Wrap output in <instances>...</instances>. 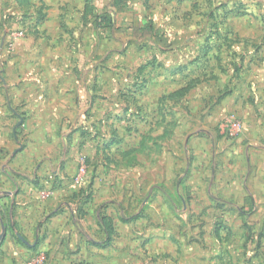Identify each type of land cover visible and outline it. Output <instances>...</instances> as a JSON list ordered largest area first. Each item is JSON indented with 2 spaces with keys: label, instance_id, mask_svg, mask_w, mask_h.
<instances>
[{
  "label": "rangeland",
  "instance_id": "obj_1",
  "mask_svg": "<svg viewBox=\"0 0 264 264\" xmlns=\"http://www.w3.org/2000/svg\"><path fill=\"white\" fill-rule=\"evenodd\" d=\"M120 8L109 28L118 41L105 42L118 53L81 55L70 71L83 83L69 87L80 115L52 119L57 159L73 139L79 147L71 129L80 125L84 176L110 196L99 220L119 224V264H264L254 260L264 246L248 243L264 239V0H125ZM14 10L0 0V33L28 30ZM76 221L80 244L65 233L51 255L18 243L0 250V264H33L37 252L44 264H84L83 240L104 235Z\"/></svg>",
  "mask_w": 264,
  "mask_h": 264
},
{
  "label": "crops",
  "instance_id": "obj_2",
  "mask_svg": "<svg viewBox=\"0 0 264 264\" xmlns=\"http://www.w3.org/2000/svg\"><path fill=\"white\" fill-rule=\"evenodd\" d=\"M7 1L15 8L16 19L25 18L22 20L26 21L28 30L25 34L22 30L20 37L14 35L18 29L0 33V151H3L0 153V222L6 229L0 239V250L11 249L13 245L17 247L20 243L28 250L46 246L51 248V255L59 254L53 246L61 244L65 233H69L76 245L80 244L79 228L71 222L77 220L85 229L92 227L91 233L98 230L104 235L100 239L89 237L87 243L83 240L87 249L84 248V264L91 261L93 264H119L114 237L119 224L116 226L112 222L114 230L107 239L99 218L100 211L106 210L101 204L110 196L98 193L91 177L84 176L85 159L79 158L85 147L81 144L84 138L78 132L80 125L75 124L71 129L79 139V147L74 148L76 140L73 139L72 148L58 159L55 140L52 138L48 142L47 135L56 132L52 119H58L59 123L64 117L71 116L73 109L77 116L80 115L75 97L70 95L72 89H69L76 83L83 84L70 72L73 66L80 68L85 62L80 61V56L91 54L95 57L103 51L118 53L117 49H108L105 42L106 36L109 41L116 38V29L109 28L116 22L115 14L122 10L111 0ZM100 13L107 14V24L97 23L94 16ZM6 23L3 17L0 24L5 26ZM108 31L110 34L105 35ZM145 47L143 45L141 49ZM153 63L149 60L137 69H145ZM96 64L93 63L94 68L101 65ZM81 117L85 121V116ZM100 141L97 137L96 142ZM95 151L94 154H98L101 150L96 147ZM95 163L104 166L99 157ZM19 164L21 169L11 167ZM95 166L91 159L90 168ZM79 209L84 212L81 218L76 215ZM248 243L262 247L264 239L249 240ZM20 250L18 247L15 252ZM101 254H107V257ZM45 258L44 252H37L31 260L33 264H44ZM254 260L264 261V256L256 254Z\"/></svg>",
  "mask_w": 264,
  "mask_h": 264
},
{
  "label": "trees",
  "instance_id": "obj_3",
  "mask_svg": "<svg viewBox=\"0 0 264 264\" xmlns=\"http://www.w3.org/2000/svg\"><path fill=\"white\" fill-rule=\"evenodd\" d=\"M113 1V5L116 7H120L125 0H112ZM107 14L106 13H100L98 15H95L94 17L97 19V23L98 24H107V22L109 21V19L106 18ZM80 211V215H83L84 212H82V209H79ZM111 218H108V216H104L103 218L101 217V222L103 223L104 227H105V232L107 234V239L110 238V235L113 231V227H112V223L110 220ZM123 221H126V218L122 219ZM106 242V241H105Z\"/></svg>",
  "mask_w": 264,
  "mask_h": 264
},
{
  "label": "water",
  "instance_id": "obj_4",
  "mask_svg": "<svg viewBox=\"0 0 264 264\" xmlns=\"http://www.w3.org/2000/svg\"><path fill=\"white\" fill-rule=\"evenodd\" d=\"M21 121V120H20ZM19 121V122H20ZM13 172L17 173L16 171L12 170ZM0 228H1V231H0V239L4 237L5 235V232H6V229H5V226L2 222H0ZM18 236L21 238V236L18 234Z\"/></svg>",
  "mask_w": 264,
  "mask_h": 264
},
{
  "label": "built area",
  "instance_id": "obj_5",
  "mask_svg": "<svg viewBox=\"0 0 264 264\" xmlns=\"http://www.w3.org/2000/svg\"><path fill=\"white\" fill-rule=\"evenodd\" d=\"M14 35L20 37L23 35V31L21 29H18V31H16Z\"/></svg>",
  "mask_w": 264,
  "mask_h": 264
}]
</instances>
